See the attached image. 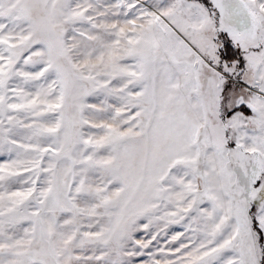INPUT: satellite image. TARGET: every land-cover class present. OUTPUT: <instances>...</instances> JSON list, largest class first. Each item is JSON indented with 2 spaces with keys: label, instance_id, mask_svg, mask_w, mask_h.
<instances>
[{
  "label": "snow or ice",
  "instance_id": "1",
  "mask_svg": "<svg viewBox=\"0 0 264 264\" xmlns=\"http://www.w3.org/2000/svg\"><path fill=\"white\" fill-rule=\"evenodd\" d=\"M0 264H264V0H0Z\"/></svg>",
  "mask_w": 264,
  "mask_h": 264
}]
</instances>
